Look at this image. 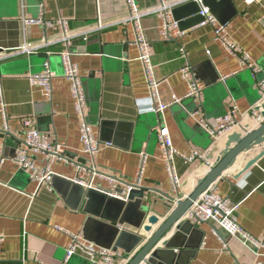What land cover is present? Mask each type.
<instances>
[{
    "label": "crops",
    "instance_id": "0c3cea01",
    "mask_svg": "<svg viewBox=\"0 0 264 264\" xmlns=\"http://www.w3.org/2000/svg\"><path fill=\"white\" fill-rule=\"evenodd\" d=\"M165 1L176 4L179 0ZM161 2L137 0L142 10H154ZM233 2L238 14L226 25V33L250 57L256 72L216 39L211 25L197 24L180 31L171 15L172 38H168L163 31L164 20L158 13L150 12L143 17V29L152 43L160 98L166 103L182 98L163 113H156L141 109L137 103L150 95V86L139 59L133 23L124 22L128 15L126 0H0V51L14 50L26 42L38 46L33 53L23 52L0 61L1 87L10 126L8 133H0V236L3 237L0 264H94L82 255L66 259L68 232L84 235L89 211H99L110 218L123 212L118 201H109L103 194L128 201L126 193L124 198L122 193L135 181L141 153L150 156L142 186L147 188L143 203L164 220L176 201L187 196L198 180L207 175L208 162H214L207 156L217 141L201 124V117L213 123L235 101L240 124L234 131L243 133V128L251 131L260 125L252 110L260 102L257 83L264 79V0ZM22 16L54 21L65 17L69 20V31L80 34L67 44L57 40L63 34L61 26L45 30L42 23L24 24ZM99 23L103 27L98 29ZM64 50L74 54L73 61L80 69L88 102L86 119L95 135L109 145L96 153L95 164L98 170L118 179L114 185L105 178H96L92 188L95 192L89 198L79 187L61 178L74 181L81 175L89 180L87 173L79 172L76 165H92L83 152L80 137L83 120L75 111L71 85L64 74L61 57ZM46 63L52 72L50 96L29 79L31 74L44 70ZM193 77L205 87L199 111L196 108L189 112L194 103L198 105L197 100L187 96ZM196 111L195 118L192 114ZM26 117L32 118L36 128L50 142L58 144L61 154L70 159L69 163L53 162L52 170L59 178L50 188H38L14 160L24 140ZM164 125L181 154L203 155L192 164L181 156L175 157V168L181 178L178 190L172 187L159 144L158 132ZM227 137L218 140L214 158L224 148ZM262 151L264 143L240 154L214 184L222 196L240 203L236 216L242 227L253 237L264 240V155L244 171L246 163ZM97 227L91 229V234ZM127 227L135 231L133 225L125 224ZM197 227L203 231L202 243L189 257L188 264H264V251H253L223 230L217 233L211 223L203 222Z\"/></svg>",
    "mask_w": 264,
    "mask_h": 264
},
{
    "label": "built area",
    "instance_id": "2783aa9c",
    "mask_svg": "<svg viewBox=\"0 0 264 264\" xmlns=\"http://www.w3.org/2000/svg\"><path fill=\"white\" fill-rule=\"evenodd\" d=\"M193 0H179L178 3H185ZM195 1V0H194ZM201 5L200 13L205 17L199 25H211L215 29L216 39L220 40L227 49L237 55L247 68H251L254 72L257 71V67L252 63L250 57L242 51V49L236 45L235 42L228 38L226 29L224 25H221L217 18L209 12V9L205 7L202 3V0H196ZM258 0H247L248 3H253ZM174 3H167L165 0H162L159 7L154 10L141 9L137 3V0H126L127 5V16L124 20L131 21L136 31L135 44L140 50L139 59L142 62L146 78L150 86V95L145 97V99H138L137 103L141 109L145 108L156 113H163V111L172 104L180 103L182 98H175L172 103H166L160 98L159 94V85L156 76H155V66L153 65V48L150 39H148L142 25L143 17L150 13H158L160 17L164 20V32L168 38H172V33L170 26L172 25L171 21V9L178 5ZM172 4V5H171ZM23 17L24 24H41L45 28H55L61 26L63 29V34L57 39L58 41L62 40L69 44L70 39L76 35H79L80 32L71 33L68 29L69 20L65 17H60L54 20H45L44 18H28ZM175 23V22H174ZM103 27V24H98V29ZM89 31V30H88ZM43 44H46L45 42ZM38 46L33 45L32 43H24L21 47L14 50H5L0 51V61L7 57L15 54H22L23 52L33 53L36 51ZM183 55L186 57L185 50L183 49ZM74 54L70 50H64L61 52L63 68L65 69V77L71 85V94L73 101L75 102V111L77 115L83 120L80 127V137L83 146V152L88 156L92 165L91 167L83 166L80 163L76 165L77 170L86 172L90 177L89 180L84 179L81 175L77 179H74L76 183L82 184L85 188L92 189L95 187L96 178H105L110 183L116 185L117 178L115 176L110 177L98 170L94 158L96 153L107 143L103 142L99 137L95 135L92 125L86 119V113L88 111V102L85 94L84 85L82 82V76L80 74V69L77 64L73 61ZM44 70L40 73L31 74L29 79L32 84L42 86L48 96L51 95L52 86V72L49 68L48 63L45 64ZM188 70L187 67L183 69V72L186 73ZM190 91L187 94L188 97H191L198 101L197 110L202 102V94L205 87V84L201 82L198 78L190 81ZM257 88L259 92L260 102L256 104L252 112L257 115L259 124L264 121V116L261 115L260 111L256 108L264 103V79L260 80L257 83ZM0 104L2 117L4 122V127L0 129V133H8L10 131L9 121L6 114V104L4 102L3 88L1 87V78H0ZM144 110V109H143ZM199 111V110H198ZM198 111L193 112L192 116L195 117L198 114ZM239 108L235 101L232 102L228 112L216 118V120L211 123L206 117H201V124L209 131L214 141H218L223 136L231 134L240 124L239 120ZM196 118V117H195ZM24 140L19 146L14 160L25 172L29 173L30 178L37 183L38 188L47 186L51 187L53 183V178L56 175L52 170V164L55 161H62L69 163L70 159L65 155L61 154L60 146L56 143H52L45 137L44 133L40 132L36 126L35 121L32 118H24ZM159 144L162 152V157L166 160V167L170 175V180L172 187L178 190L181 186V178L178 175L177 169L175 168V157L181 156L188 163L196 162L199 158H203V155L194 152L192 154H181L174 146L172 135L167 125H164L160 128L159 132ZM109 146V145H108ZM148 153H141L138 172L135 178V181L126 186V193L128 196L129 192L133 187L140 188L143 186L144 176L146 173V165L149 159ZM4 159L1 160L3 162ZM213 163L208 162L209 168ZM240 206L239 202H233L230 198L222 196L218 192V186L214 184L209 185V187L200 195V197L194 201L191 208L184 215V219H188L193 222L195 225H200L203 222L211 223L215 227V231L218 233L219 230L225 231L229 236L234 238H239L242 243L248 248L256 252L264 251V240H261L257 237H253L248 233L242 225L237 220L236 212ZM69 235V244L66 248V259L71 258L74 255H82L89 261L94 264H126L131 258L132 255L137 251L134 249L129 254H123L117 248H107L93 241H89L80 234H74L68 232ZM3 239L0 236V241Z\"/></svg>",
    "mask_w": 264,
    "mask_h": 264
},
{
    "label": "water",
    "instance_id": "95a60500",
    "mask_svg": "<svg viewBox=\"0 0 264 264\" xmlns=\"http://www.w3.org/2000/svg\"><path fill=\"white\" fill-rule=\"evenodd\" d=\"M202 3L224 26L238 14L233 0H202ZM200 10V3L193 0L178 4L171 9L170 13L177 28L185 31L204 21L205 17ZM196 108L197 104L194 103V109H190L189 112ZM256 109L264 116V103ZM242 131L243 133L233 131L227 135L224 148L214 158V154L218 151V141L216 142L207 156L208 160L214 159L209 172L198 180L195 188L187 196L176 201V206L164 220H161L157 214L151 213L150 206L143 203L147 188L133 187L127 196L128 201L103 194L109 201H118L120 208L123 206V212L119 216L110 218L99 211L96 213L89 211L90 217L86 222L84 237L107 248L118 249L120 247L126 253L137 249L126 264H188L189 257L195 254L202 243L203 231L190 220L184 219V215L209 185L234 165L240 154L264 143V121L251 131L247 128H243ZM263 155L264 151L248 161L244 166V171L251 168L252 164ZM57 178L59 176L55 175L53 182ZM61 178L79 187L86 198L95 192L93 189H85L80 183L65 177ZM132 210L136 212L132 213ZM125 224L133 225L135 231H130L128 227L125 228ZM156 225L158 227L154 229ZM95 227L97 231L91 234V229ZM171 232H173L172 235L167 238Z\"/></svg>",
    "mask_w": 264,
    "mask_h": 264
}]
</instances>
